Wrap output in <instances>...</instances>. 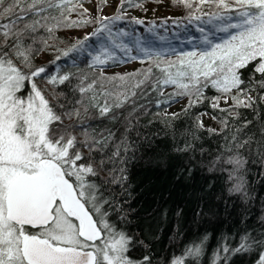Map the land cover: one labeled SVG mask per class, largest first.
I'll list each match as a JSON object with an SVG mask.
<instances>
[{"label": "snow or ice", "instance_id": "obj_1", "mask_svg": "<svg viewBox=\"0 0 264 264\" xmlns=\"http://www.w3.org/2000/svg\"><path fill=\"white\" fill-rule=\"evenodd\" d=\"M85 2L91 0H0V264H151L147 255L142 260L130 257L133 236L109 221L105 205L110 202L92 179L99 173L96 164L105 163L103 158L97 162L92 153H101L113 134H96L90 131L91 125L85 124L96 118L93 113L99 118L112 113L109 118H117L113 110L122 108L136 95L122 88L133 74L91 81L82 76L71 89L74 95L69 99L55 89L66 82L71 84V74L57 71L50 75L45 66L35 64L36 56L49 46L48 39L59 27L93 22ZM214 2L219 8L236 12L239 22L228 28L238 31L199 56L196 52L185 53L184 58L174 64L169 62L167 67L157 63L164 78H157L153 90L159 89L163 96V86L177 89L167 100L157 101L158 105L177 96H189L191 108L203 96L202 89L210 84L225 95L235 91L237 94L231 96L235 106L251 107L255 101L242 87L245 79L241 72L249 64L253 67L248 84L255 82L264 89V0ZM124 3L132 4V0H122L119 7L123 8ZM185 3L191 7L189 0ZM106 4L107 0H100L97 13ZM73 12L89 18L73 21ZM122 19L123 15L98 14L95 21L99 27L62 55L85 51V43L95 37L101 43L95 54L88 52L92 66L118 59L114 49L136 59L130 55L132 47L119 40L129 33H113L111 25ZM134 23L144 21L135 19ZM41 30L48 33L47 38L38 35ZM140 51L151 57L148 49L141 47ZM147 72L150 74L151 69ZM256 74L259 80H255ZM38 78L52 86V91L42 87ZM148 79L145 74L144 80L132 87L139 88ZM105 82L113 87L109 89ZM218 101L219 97L212 106L218 107ZM197 124L203 127L202 121ZM224 163L239 169L245 161L232 155ZM230 191L242 192L243 186L237 183ZM253 244L264 246V237L246 235L235 251H248ZM202 251L200 245H194L173 257L170 264H185L187 258L199 257ZM258 264H264V255Z\"/></svg>", "mask_w": 264, "mask_h": 264}, {"label": "trees", "instance_id": "obj_2", "mask_svg": "<svg viewBox=\"0 0 264 264\" xmlns=\"http://www.w3.org/2000/svg\"><path fill=\"white\" fill-rule=\"evenodd\" d=\"M189 2L191 7L186 6L185 0H132V4L124 3L120 8L122 0H107L106 5H113L114 11L103 15L97 13L100 0H91L95 7L94 11L90 10L93 22L59 27L42 51L50 54V59L40 61L37 55L35 64L45 66L50 75L57 71L71 74V84L66 82L55 89L69 99L74 95L71 89L82 76L91 81L133 74L122 88L135 91L136 95L122 108L113 110L117 118L110 119L112 113L104 118L93 113L96 118L85 122L96 134L108 136L109 131L113 134L101 153H92L97 162L101 158L105 160L103 166L96 164L99 173L92 179L99 186L100 194L110 202L105 205L109 209V221L133 236L134 247L129 252L132 259L142 260L147 255L151 264H170L173 257L200 245L201 255L187 258L185 264H258L259 257L264 255V246L253 244L248 251H235L246 235L256 239L264 237V101L261 99L264 89L255 86V82L248 84L253 66L249 64L241 70L245 79L242 87L254 94L251 107H237L235 102L226 107H213L210 101L221 92L210 84L202 89L203 96L191 108H188L189 96H177L169 103L157 104L177 91L174 86H163V96L159 89L153 90L157 78H164V73L155 65L167 67L169 57L191 48V41L181 45L182 39L198 34L205 36L197 49L203 52L238 31L228 28L229 24L239 22L235 11L217 7L214 0ZM98 14L123 15L124 19L111 25L113 32L124 31L136 37L134 45L148 49L151 57L142 51L130 54L136 59L117 54L118 59L105 65L112 70L104 71L102 65L92 66L88 55V52L95 54L101 43L95 37L85 43V51L63 56V51L99 27L95 21ZM87 18L78 12L70 16L77 22ZM135 19L144 23L136 24ZM225 28L228 30H222ZM73 32H79L78 36H73ZM38 35L48 37L43 30ZM133 60L139 61L133 67L115 68ZM145 74L149 79L139 88H133L132 85L144 80ZM259 79L260 75L256 74L255 80ZM37 82L48 92L52 91V86L44 80L38 78ZM105 86L113 87L107 82ZM184 97L187 102L183 108L172 114H159ZM203 111L210 112L219 126L199 127L197 121ZM118 149L119 155H116ZM83 151L88 154L86 149ZM232 155L245 161L239 169L224 163ZM237 183L242 184L243 191H230Z\"/></svg>", "mask_w": 264, "mask_h": 264}, {"label": "rangeland", "instance_id": "obj_3", "mask_svg": "<svg viewBox=\"0 0 264 264\" xmlns=\"http://www.w3.org/2000/svg\"><path fill=\"white\" fill-rule=\"evenodd\" d=\"M84 7L91 10V11H94L95 10V7L92 3H88V2H85L84 3ZM114 11V6L113 5H106L104 8H103V11L101 12L103 15H108V14H111L113 13ZM90 29H88L87 31H89ZM115 34V32H113ZM77 34H79V32H73L72 35L73 36H78ZM235 34V33H234ZM205 36H202L200 34L198 35H194V36H191V37H188V38H184L182 39L183 42L181 45H187L189 41H191V48H189L188 50H182L181 52H178L179 54H183V55H179V54H175L174 56L172 57H169V61L172 63L174 62H177L179 59L181 58H184V54L185 53H191V52H196L197 53V56H199V54L205 52V51H211V49L217 45V44H222L224 41L228 40H223V41H220V42H216L214 45L212 44L211 48L210 49H206V50H203V52H198L197 49H199L203 43V41L205 40ZM119 40H123L125 43H128L131 47H132V52L131 53H134V55H137L138 53H140V48L136 45H134V41L136 40V37L134 36H131V35H127V36H121L119 37ZM180 45V46H181ZM116 53L117 54H120V56H125V54L119 50H116ZM51 55L46 53V52H41L39 54V56L37 58H39L40 61H46L48 59H50ZM139 61L138 60H133V61H128V62H125L123 65H120V66H117L115 67L116 69H125L126 67H133L134 65H136ZM103 66V69L104 71H111L112 68L111 67H108V66H105V65H102ZM249 91V90H247ZM250 92V95L253 97L254 99V94L252 91H249ZM237 93L236 92H233L231 94H222V93H218V96L219 97V101H218V107H226V106H229V105H232L234 103L233 99L231 98L232 95H236ZM217 97L216 98H212V100L210 102H212V104L216 103L217 102ZM261 97H264V92L261 94ZM241 99H245V97L241 96ZM262 101H264V99H262ZM186 102H187V97H184L183 99L181 100H178L177 102H175L174 104H172L171 106H169L167 109H165L164 111H161L159 112V114H172V113H175L176 111H178L179 109L183 108L185 105H186ZM199 121H202L203 122V125H206V126H209V127H218L219 126V121H217L213 115L208 112V111H203V112H200V115H199Z\"/></svg>", "mask_w": 264, "mask_h": 264}]
</instances>
